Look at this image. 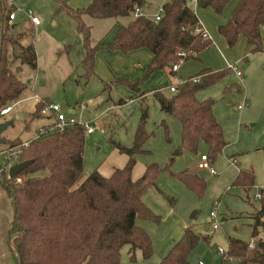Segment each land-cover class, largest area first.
I'll return each mask as SVG.
<instances>
[{"label": "trees", "instance_id": "trees-1", "mask_svg": "<svg viewBox=\"0 0 264 264\" xmlns=\"http://www.w3.org/2000/svg\"><path fill=\"white\" fill-rule=\"evenodd\" d=\"M58 14L65 12L76 23L83 36L84 51L83 78L90 81L97 77L96 54L101 46H91V28L83 18L97 20L114 19L117 22L134 17L138 9L142 16L129 25L120 26L115 34L114 44L106 47L121 54L140 49L148 50L153 60L147 72L137 83L128 79L119 81L136 91H142L140 84L155 73L168 71L176 75L173 66L198 60L199 56L213 47L211 39L198 33L201 28L197 15L189 0H169L160 22H153L146 15L149 0H93L86 8L72 9L65 2L55 0ZM232 0H198L197 7L211 9L222 15ZM11 6L8 0H0V112L14 106L27 91L12 67L16 62L37 70L38 58L34 45L24 47L22 35L14 33L10 21ZM228 22L218 29L230 48L240 37H244L253 52H263L264 0H237ZM18 46L15 53L14 47ZM71 48H67L70 50ZM63 51L58 52L60 57ZM184 55V56H181ZM227 76V72L215 73L209 69L199 75L181 81L177 92L167 97L162 89L152 92L161 110L181 123L182 147L197 153L201 143L209 147V161H214L227 143L224 130L218 123L213 108L215 102H200L197 94L213 87ZM111 87L107 86L106 90ZM146 92H142V96ZM49 104L40 102L33 118L42 115ZM148 115L144 113L132 147L117 148L128 155L126 167L115 169L110 177H104L98 170L88 177L84 174L86 133L82 126L64 133H48L30 142L16 160L17 163L33 162L17 178L10 180L6 169L0 167V183L13 201V221L10 231V246L17 264H122L121 252L130 248L132 259L137 251L146 260L153 258V242L146 230L137 225L148 221L159 225L161 217L156 216L143 203L149 191L158 192L157 182L163 170L157 165L146 168L143 176L133 180L137 157L145 152L143 146L150 136L146 132ZM167 134L168 127L163 123ZM9 147L22 145L20 139L7 141ZM14 161H7L10 164ZM170 168L173 159L170 161ZM184 187L203 198L207 184L204 178L188 171L172 173ZM233 187L251 189L255 183L253 171H241ZM16 179H21L19 184ZM261 209L253 216L252 238L263 233V240L250 248V244L229 238V251L223 262L229 260L241 264H264V188ZM171 205L175 200L170 198ZM203 240L193 229H186L176 244L164 256L160 264H188L190 254ZM208 241L207 239H204Z\"/></svg>", "mask_w": 264, "mask_h": 264}, {"label": "rangeland", "instance_id": "rangeland-1", "mask_svg": "<svg viewBox=\"0 0 264 264\" xmlns=\"http://www.w3.org/2000/svg\"><path fill=\"white\" fill-rule=\"evenodd\" d=\"M165 1L167 0H151L150 10L146 13L157 15L167 3ZM236 3L237 0H232L222 15H215L210 10L199 9L189 0L190 7L194 9L204 28L209 32L214 43L213 47L204 52L201 62L190 60L184 63L176 75H170L168 71L155 73H162V78L156 79L153 75L155 77L152 76L140 84L142 89L140 92L117 83L125 79L119 72H114L106 82H102L99 77L85 81L83 78L85 72L81 65L84 50L82 35L75 21L68 14L61 12L56 15L50 11L49 6H55L54 0H47L46 3L45 1L41 3L40 0H15L13 7L16 16L18 15L19 20L23 18V24H25L22 30L16 27L25 35L22 41L24 47L36 45L35 42L41 40L40 28L38 30L36 27L27 25L30 20L29 11L39 17L36 15V6L40 12H46L45 22L42 18L39 17V19L42 25H45L47 33L58 42H64L63 47L71 46L72 52L58 59L56 55L49 54L50 47L48 42H45L37 70L16 62L12 70L28 86L27 91L10 114L0 115V123L11 120L13 115L20 111L30 115L35 114L38 103L36 96L39 100L48 99L50 105L59 106L62 113L74 118L78 124H88L95 130L91 135L85 134L84 174L88 177L96 170L110 174L114 168L124 165L126 167L128 159L121 154L117 146L125 148L133 146L142 115L147 113L149 118L146 132L150 138L143 146L145 152L137 157V171L144 173L151 165H157L163 170L157 182L159 191L156 194H151L153 191L147 192L153 199V202H150L155 209L153 213L166 220L162 222L163 224L161 223L163 229L167 231L174 229L177 222L175 218L179 216L182 221H186L187 225L191 226V229L203 237L190 254L188 264H241L234 260L223 262V257L229 251V238L248 244L253 242V216L261 209V201L257 200L256 196L262 193L261 189L264 188V121L256 118L258 116L250 105L242 111L238 108L246 102L244 83L237 76V72H245L246 45L241 39L232 49H229L225 39L218 33L219 26L228 22ZM123 23L126 21L123 20ZM15 24L17 22L10 25L13 27ZM17 33L20 34L19 31ZM100 63L105 66L102 59ZM204 69H210L215 73L227 72V76L217 85L197 94V100L200 102L207 100L215 102L213 114L225 134L227 147L214 161H210L215 175H212L210 170L200 171L198 168L201 158L209 156V147L201 143L196 154L182 147L180 121L164 114L152 93L162 89L167 97H171L173 95L170 91L171 85L178 87L181 81L199 75ZM107 86L111 88L106 90ZM79 89L82 90L81 96H78ZM142 92H146V95L142 96ZM72 110L73 115L70 114ZM51 121L53 120L49 116L44 119L42 115L36 116L32 121L29 120L28 127L22 123L15 124L4 133V137L8 139L7 141L34 140L39 137L41 130L47 129ZM164 122L169 134L164 130ZM7 146L8 143L0 146V167L5 168L8 175L9 166H15L17 163L14 161L7 164L8 156L4 153ZM177 152L179 155H176ZM171 159H173V165L168 168ZM249 170L253 171L255 176L253 188L233 187L239 173ZM185 171L197 175L204 174L203 178L207 187L203 198L187 191L184 185L172 176V173ZM170 198L175 200L174 206L171 205ZM216 205L220 208L217 223L220 231L217 233L211 228L207 229L208 226L214 225L210 219V213ZM10 207L11 224L12 204ZM172 208L176 210L175 218L169 215ZM223 218L225 221H222ZM4 223H0V264H10V262L17 264L10 246L9 230L11 228H4ZM207 238L208 241L204 240ZM260 240H263V233L255 240V245ZM129 252V247L122 250V264L161 263L157 259L145 260L140 251L136 252L134 260ZM6 253L10 262L6 259Z\"/></svg>", "mask_w": 264, "mask_h": 264}, {"label": "crops", "instance_id": "crops-1", "mask_svg": "<svg viewBox=\"0 0 264 264\" xmlns=\"http://www.w3.org/2000/svg\"><path fill=\"white\" fill-rule=\"evenodd\" d=\"M44 1H45V3L47 2V0H40L41 3ZM61 1L65 2L72 9H81V8H86L89 5H91V2L93 0H61ZM168 1L169 0L165 1V3ZM150 2H151V0H149V4H148L149 9L148 10H150V7H151ZM54 5L55 6H53V7L49 6V9L52 13H56V15H57L58 14V11H57L58 10V4L55 0H54ZM36 9L37 8L35 6V11L37 12L36 15H38L40 18H42L43 22H45L46 12L43 13V12H40L38 9L37 10ZM199 9H201V8H199ZM202 10L212 11L211 9H202ZM146 15L151 20L154 18V15H149L148 13H146ZM215 15H218V14H215ZM197 18H198V16H197ZM0 20H1V17H0ZM83 20H84V23L86 24V26H89L91 28V38H90L91 46H93V47L101 46L102 48H104L103 50L99 51L95 56L96 57L95 72L97 74V77H99L102 82L108 81L110 79V76L114 72H119V74H121V76L123 78L128 79L130 82L133 81L132 83H137L141 78H143L145 76V74H146L145 72H147V67L149 66V64L153 60V55H151V53L148 50L140 49L139 51H134V52H130V53L123 55L119 52H115V51H112L110 49H108V50L105 49L106 47L114 44V42H115L114 38H115V34H116V31L118 30V28L120 26H123V25H125V26L129 25L130 22L135 20L134 17L129 18V19H123L126 21V23H123V20L120 22H117L114 19L97 20V19L90 18L88 16H85L83 18ZM198 20H199V18H198ZM13 22H17V24H15L12 27L14 33L16 32L15 34L23 36L20 40V43H22V41L25 37V35H23L21 32V30L25 26V24H23V18H20V20H19V17L17 15L16 18L13 20ZM13 22H11V23H13ZM199 22H201V21L199 20ZM226 23L224 22L223 25ZM27 25L28 26L31 25L33 27H36L38 30L40 28L39 31L41 34V40H39L38 42H35L36 45L34 44L37 58L39 57L37 69L39 68V64H40V59H41L40 56L43 55V52H41V51L43 49V44L45 42H48V47H50L49 51H48L49 54L51 53L52 56L56 55V58H58V59H61V57L63 55H65V54L69 55L72 52L71 46L63 47L65 44H62V43H64V42H61V43L58 42L49 33H47V31L45 29V25H42V23L39 26H35L31 22V20H29V23H27ZM16 27L20 28L21 30L17 29ZM201 27L204 28L202 22H201ZM16 30L19 31L20 34H18ZM0 32H1V28H0ZM218 33H219V31H218ZM262 36H263V50H262L263 52L251 51V49L247 45L246 39L243 36L240 37L239 40H241V39L244 40L245 45H246V52H247V55L245 57V67H246L245 72L241 73L242 76L240 77V79L243 81L244 87H245V98H246V101L248 102V104L250 105V107L252 108V110H255V114L258 116L256 118H258L261 121H264V27L262 30ZM82 38H83V36H82ZM82 41H83V39H82ZM226 44H227V42H226ZM22 45H23V43H22ZM227 46H228V44H227ZM27 47H29V46H27ZM67 48H71V49L67 50ZM228 48L232 49L229 46H228ZM61 51H63V53L61 54L60 57H58L57 53L61 52ZM82 54H83V52H82ZM203 54H204V52L199 56L197 61L201 62V58H202ZM250 56H251V59H249ZM83 59H84V57H83ZM100 59H102V61L105 62V66L102 65V63H100ZM81 65H82V63H81ZM182 65L179 66V68H178L179 70L177 71V73L180 71V67ZM104 67H105V69H104ZM204 70H206V69H204ZM155 76H156V79L162 78V73L155 74ZM155 76H153V77H155ZM122 80H124V79H122ZM154 81H156V80H154ZM171 86H174V85H171ZM171 86H170V88H171ZM35 99H36V97H35ZM19 102L20 101H18L17 103H19ZM40 102H48V99L38 100V103H40ZM37 106H36V108H37ZM20 112H25V111H20ZM70 114L73 115L74 111L72 110L70 112ZM33 115H30V117L26 120L27 122L25 124L27 127H28L29 120L32 121ZM44 118H46V117L42 115V119H44ZM1 122H3V121H1ZM52 122L53 121L48 123V125L52 124ZM48 125H47V127H48ZM2 137L4 140H8L7 138L4 137V134L2 135ZM38 138H36V139H38ZM36 139H34V140H36ZM10 142H12V141H10ZM30 142H33V140L30 139L29 141L23 142V143H30ZM8 147L9 146H7V148ZM123 155H125V154H123ZM125 156L127 157V159L129 158L128 155H125ZM124 167H125V165L121 166L120 168H117V169H122ZM114 170H115V168L112 170V173ZM112 173H110V174L101 173V174L104 177L108 178L112 175ZM144 173L137 171V166H136V168L133 172V176H132L133 180L137 181L138 179H140L143 176ZM156 193H157L156 191L151 192V194H156ZM150 202H153V199L151 196H149V194L146 193L144 198H143V203H145V205L152 212L155 213V209L153 208V205H151ZM11 204H12V215H13V201L9 198L7 191L5 190V188L0 183V223L5 222L4 228L7 227V229L11 228L12 221L14 218V215H13V217L11 218L12 221L10 224V213H11V207L10 206H11ZM169 215L173 216V218H175L176 217V210L174 208L170 209ZM176 220H177L176 227L170 231L163 229V226H162L163 223L162 222L166 221L163 219H161V222L159 225H156V224L148 222V221H145V222L138 221L137 222L138 226H140L141 228H143L144 230L147 231V233L150 235L151 240L153 242L154 255H153V258L150 260L157 259L158 262H161L162 259L164 258V256H166V254L176 244L177 240L184 233V231L186 229H191V226L187 225L186 221H182L179 218V216L175 218V221ZM179 221H181V222H179ZM222 221H225V218H223ZM207 229H210V226H208ZM6 259L8 262H10L8 259L7 253H6ZM10 264H12V262H10Z\"/></svg>", "mask_w": 264, "mask_h": 264}, {"label": "built area", "instance_id": "built-area-1", "mask_svg": "<svg viewBox=\"0 0 264 264\" xmlns=\"http://www.w3.org/2000/svg\"><path fill=\"white\" fill-rule=\"evenodd\" d=\"M192 3H195L197 5V1L198 0H191ZM10 6H11V15H10V21L13 22V20L16 18V13L13 10L14 7V2L15 0H8ZM163 12H164V8H162L160 10V12L154 16V18L152 19L153 22H160L163 16ZM143 12L142 10L138 9L135 13V18H138L139 16H142ZM28 18L31 20V22L33 23V25L35 26H39L41 24V21L39 19V17L35 16L33 14V12L29 11L28 14ZM198 33H203V36L207 39H211V37L209 36L207 30L205 28H200L197 30ZM184 56V55H181ZM179 65H175L173 66V70L174 71H178L179 69ZM233 68V67H231ZM237 71V69H236ZM237 76L240 78L242 76L241 72H237ZM178 87L176 86H171L170 91L171 93H175L177 92ZM36 99L39 100V98L36 96ZM246 106H249L248 102L246 101L244 104L239 105V110H243ZM14 106L5 108L3 110H1L0 115L1 116H6L8 114H10L13 109ZM42 115L43 116H49L52 118L53 122L52 124L48 125L46 130H41L39 137L41 135H48V133H64L66 130L70 129V128H74V127H79L82 126L85 130V133L87 135H91L95 132V130L93 128L90 127V125L88 124H78V122L76 120H74V118L72 117H68L65 113H62V109L57 106V105H50L47 104V106L43 109L42 111ZM29 143H23L22 145H18L17 147H8L6 150H4V153L7 154V161H16L18 160V158L21 156V154L23 153V149L28 147ZM200 164L198 166L200 171H205V170H210V173L212 175H215L214 170H212L211 168V162L209 161L208 157H202L200 160ZM12 166H9V168H11ZM21 182V179H16V183L19 184ZM256 199L261 201L263 199V195L262 193H260L259 195L256 196ZM219 205L214 206L213 210L210 213V219L212 220V222H214V225L211 226L210 228L212 229V231L214 232H219L220 231V226L218 223L219 220ZM255 241H253L252 243H250V248L255 249ZM221 255L222 252H221Z\"/></svg>", "mask_w": 264, "mask_h": 264}, {"label": "water", "instance_id": "water-1", "mask_svg": "<svg viewBox=\"0 0 264 264\" xmlns=\"http://www.w3.org/2000/svg\"><path fill=\"white\" fill-rule=\"evenodd\" d=\"M142 12H145V9L142 10ZM15 53L17 54L18 52V46L15 45L14 47ZM82 90L79 89L78 96H81ZM30 117V114L24 113V112H18L15 115H13L11 120L3 121L0 124V146H2L3 142V137L2 135L11 127H13L17 123H22L25 124L27 119ZM176 155H179V152L176 153ZM33 162H22L18 163V165L12 166L9 169L8 172V178L10 180H13L18 177L22 172H24L29 166L32 165ZM200 178L204 177V174L200 173L198 175Z\"/></svg>", "mask_w": 264, "mask_h": 264}]
</instances>
